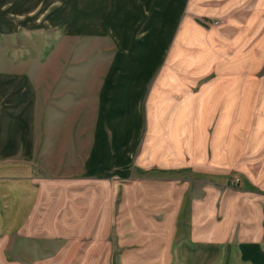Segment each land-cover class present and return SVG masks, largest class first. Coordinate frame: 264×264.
<instances>
[{
    "label": "rangeland",
    "instance_id": "rangeland-1",
    "mask_svg": "<svg viewBox=\"0 0 264 264\" xmlns=\"http://www.w3.org/2000/svg\"><path fill=\"white\" fill-rule=\"evenodd\" d=\"M158 1L162 0L156 7L136 10L138 18L130 33L137 45L131 50L152 52L155 41L163 40L161 69L154 85L139 89L147 97L137 109L161 114L156 129L169 136L168 141L171 132L178 134L175 144H183L187 123H193L199 145L209 138L213 144L216 132L223 129L228 136L241 131L237 145L242 148L255 142L264 145V0H176L175 8L168 10ZM17 6L15 0H0V70L23 75L29 83L23 86L33 109L35 153L27 164L0 165V264H185L183 259L197 256V251L193 255L181 250L191 235L186 210L182 217L162 215L161 205L168 209L171 203L156 202L154 187H145V182L153 185L155 177L181 176L174 167L166 170L149 164L151 154L146 159L145 150L139 152L144 123L127 161L90 175L105 181L96 186L99 196L81 193L92 186L79 180L96 135L97 113L100 117L103 112L105 85L100 84L120 43L112 34L94 33L92 26L88 28L92 32L83 34L46 30L43 17L36 22L30 17L38 10L21 13ZM128 7L117 9L112 17L123 41L130 36ZM220 69L226 71L223 85H214ZM163 82L168 85H160ZM123 86L112 89L118 92ZM129 86L132 94L138 91ZM203 98L225 100L226 109H239L237 116L228 115L224 122L223 111L217 109L205 121L196 111ZM217 104L212 108L222 107ZM187 109L194 110L193 116ZM205 122L209 138L199 135ZM107 123L103 122L104 129ZM118 132L115 128V135ZM232 135L227 137L230 145L236 139ZM178 168L182 173L183 168ZM13 174L17 176L6 177ZM195 179L187 197L201 196L204 185ZM222 179L223 185L212 182V194L230 196L243 190L261 195L264 226V191L235 169H225ZM19 197L22 200L14 210V199ZM96 227L97 235L91 233ZM196 235L195 245L200 244L202 232ZM229 241H235L233 233ZM206 252L209 264H228L224 249L211 247ZM259 260L264 264V259Z\"/></svg>",
    "mask_w": 264,
    "mask_h": 264
},
{
    "label": "crops",
    "instance_id": "crops-1",
    "mask_svg": "<svg viewBox=\"0 0 264 264\" xmlns=\"http://www.w3.org/2000/svg\"><path fill=\"white\" fill-rule=\"evenodd\" d=\"M15 2L16 6L18 5L17 10L21 13L28 10L30 13L38 10L35 15L33 13L30 17L33 22L43 17L44 23L42 24L46 23L48 26L46 30L59 29L70 34H83L84 32L88 33L90 31L88 28L90 29L92 26L94 33L112 34L117 44L120 43L117 56H113L107 68L105 81L100 84L105 85L101 91V98L105 102L100 104L103 112L100 117L97 113L96 135L92 141L89 155L85 159L83 177L79 180L84 183L90 182L96 189L90 185V189L81 191V193L99 196V190L96 186H99L100 182L105 183V181L98 179V176L90 178V175H96L100 171L114 170L120 167L119 164L122 160V163L127 161L144 123L145 134L139 152L144 149L146 159L151 154L153 161L149 160V164L166 170L174 167L180 173L177 174L181 176L180 178L155 177L153 185L145 182V187H154L155 190L151 193L155 194L156 202L171 203L168 205V209H163V205H161L162 215L168 218L182 217L183 209L188 213L191 235L188 243L184 244L181 250L191 251L193 255L197 251V256L187 257L182 261L185 264L198 262L199 264H209L210 259L206 260L205 257L207 255L206 250L211 247H218V249L226 251L225 262L228 264H261L259 259H264V257H260L264 256V226L260 210L261 195L243 190L235 191L230 196L223 193L212 194L211 185L212 182L223 185L222 177L225 169H235L242 172L245 181L249 180L254 186H258L264 191L263 142H259L256 146L255 142L249 148H242V146L237 145L242 138V133L236 129L234 133H229L236 138L234 144L230 145L227 141V137L230 135L228 136L223 129L216 132V141L211 144L209 138L211 133L207 131V123L205 122L203 130H198L199 135L209 138L205 144L195 143L197 142L195 137L198 135H195L193 123H187L189 129L183 134L181 142L183 144L178 142L175 144L176 139H179L178 134L173 135L171 132L170 141H168L169 136L164 135L161 129H156L157 124L161 122V114L150 113L147 110L145 113H141L137 109L139 103L147 97V94L143 97V93L139 89H142L143 85L154 82L155 75L161 69L163 40L155 41L156 45L152 52L151 49L144 50L140 47L131 50V47L137 45L130 33L138 18L136 10H148L152 5L156 7L157 0H15ZM175 2L176 0L158 1L167 10L169 7L174 9ZM127 7L130 9L127 13L129 19L127 33L130 36L128 40L123 41L124 39H119L120 31L115 29L112 17L117 9L126 10ZM120 26L121 24H119ZM92 30L91 28L90 32ZM129 59H137V61ZM225 72V70L220 69L218 80L214 82V85H223L222 79ZM175 75L178 76V73ZM23 85H29L25 76L0 70V165H16L18 162L27 164L35 153L31 122L33 109L30 93L25 92L27 88ZM115 85L124 86L117 92L112 89ZM129 85H133V87L135 85L134 88L138 91L132 94ZM152 85L154 84L152 83ZM160 85H168V83L163 82ZM169 85L175 84L171 82ZM208 85H212V83H208ZM236 101L234 99L232 102L236 103ZM225 102V100L221 101L220 98H203L202 103H196L202 108L196 111L206 121L211 119L212 113L218 109L223 111L222 117L225 122L228 115L236 117L239 110L226 109L223 106ZM237 102L239 103V101ZM216 103L224 109L221 110L222 107L220 109L212 108ZM187 110V114H190V117L193 116L194 110ZM104 121L106 123H115L116 121L120 123L111 125L107 123L108 128L104 129ZM115 128L119 129L116 135ZM218 128L220 129L219 126ZM179 165L183 168L182 173L178 168ZM196 169L198 172L195 174ZM191 173L192 176H190ZM195 175L196 177H194ZM12 176H17V174L6 177ZM195 178H199L197 180H200L204 185L201 196H198L200 198H194L190 195L187 197L189 184L191 181L194 182ZM42 183H46V181L43 180ZM39 192L44 194L45 190ZM21 200L22 197H19L18 200L14 199V210L18 201L21 202ZM146 200H149V197L148 199L145 197L144 201ZM20 212H22V207ZM195 219L200 220L196 223ZM95 229H91V233L99 234L98 228ZM196 232H202V239L200 244L195 245V240L198 238ZM232 233L235 236V241L231 242L229 239ZM177 248L180 249L178 246ZM196 259L198 261L195 262Z\"/></svg>",
    "mask_w": 264,
    "mask_h": 264
},
{
    "label": "built area",
    "instance_id": "built-area-1",
    "mask_svg": "<svg viewBox=\"0 0 264 264\" xmlns=\"http://www.w3.org/2000/svg\"><path fill=\"white\" fill-rule=\"evenodd\" d=\"M237 183H238V181L236 180V181H235V185H236Z\"/></svg>",
    "mask_w": 264,
    "mask_h": 264
}]
</instances>
